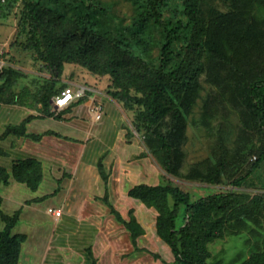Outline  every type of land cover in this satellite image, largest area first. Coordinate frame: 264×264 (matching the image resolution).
<instances>
[{"label": "rangeland", "instance_id": "1", "mask_svg": "<svg viewBox=\"0 0 264 264\" xmlns=\"http://www.w3.org/2000/svg\"><path fill=\"white\" fill-rule=\"evenodd\" d=\"M37 1L0 0V60L6 63L0 73V105L12 95L11 104L44 114L41 101L45 88H53L55 96L70 85L105 94L127 91L117 102L126 116L123 139L131 151L123 153L120 177L114 171H105V179L101 175L104 191L91 195L88 209L94 225L81 226L68 237L51 239L39 234L42 241L31 234L17 236V264L175 263L165 240L168 228L158 222L160 213L130 194L138 184H168L162 176L167 156L162 141L139 119L144 110L139 103L144 87L163 65L167 29L146 15L150 0H42L51 10L52 37H62L88 8L100 6L96 9V38L73 40L57 48L48 60L47 37L43 31H32L29 5ZM166 1L174 11L163 6L164 16L174 15L188 24L175 41L174 53L197 77L191 89L181 91L179 101L153 131L165 134L174 149L171 185L188 195L189 205L232 194L236 203L226 212L212 211L206 223L209 227L224 222L222 237L207 244V264H243L264 252V127L254 117L249 89L251 83L258 85L264 115V0H200L196 17L205 22L208 33L197 40L199 24L187 23L189 0ZM122 37L127 41L120 44ZM81 56H90L92 65L83 63ZM50 111L59 114L52 105ZM142 158L150 160V171L136 177ZM222 159L224 167L213 176ZM244 176L233 191L231 183ZM166 199L171 209L173 198L168 195ZM189 215L183 205L177 232L185 227ZM229 216L238 218L228 221ZM43 222H47L45 227L54 225L49 219ZM89 235L94 243H81Z\"/></svg>", "mask_w": 264, "mask_h": 264}, {"label": "crops", "instance_id": "2", "mask_svg": "<svg viewBox=\"0 0 264 264\" xmlns=\"http://www.w3.org/2000/svg\"><path fill=\"white\" fill-rule=\"evenodd\" d=\"M97 107L102 113L99 121L95 120ZM29 117L32 119L25 125L26 136L9 134L0 138V168L8 174L7 183L0 185V210L8 216L19 213V222L11 232L14 236L31 234L41 241L45 234L51 239L71 236L81 226L96 223L88 209L91 195L104 191L99 165L104 172L114 171L118 177L123 173V153L131 151L123 139L126 116L101 90L88 92L84 98L60 111L58 117L46 116L20 104H2L0 137L7 127L20 126ZM47 132L59 137L45 135ZM31 136L41 138L36 141ZM28 160L38 162L42 171V180L35 190L14 175L15 167ZM150 163L142 158L136 166V177L145 176L150 171ZM48 208L61 211L60 217L48 214ZM45 219L54 225L45 227ZM3 229L0 217V231ZM82 240H85L83 244L94 243L91 235Z\"/></svg>", "mask_w": 264, "mask_h": 264}, {"label": "trees", "instance_id": "3", "mask_svg": "<svg viewBox=\"0 0 264 264\" xmlns=\"http://www.w3.org/2000/svg\"><path fill=\"white\" fill-rule=\"evenodd\" d=\"M200 0H189V5L186 7V14L190 25H194L195 22L199 24L196 34V40L203 38L208 33V28L205 22L197 20V14L199 13L198 5ZM174 11V8L168 7L166 0H150L145 10L146 15L154 19L155 23L164 26L167 29V43L164 45V52L162 57L163 65L155 74H153L151 81L144 87L143 97L139 100V103L143 105L144 110L139 114V119L147 126L149 133L154 134L162 141V149L166 152L167 156L163 161L162 176L167 181L166 186H149L146 184H140L135 186L130 194L132 197L140 199L152 206H154L160 213L158 220L160 226L168 228L165 235V240L172 249L175 256V263L172 264H207V260L210 258V252L207 249V244L215 239H219L223 235L224 222L217 221L211 226L207 227L206 223L211 219V212H226L231 208L232 204H235L232 194H220L202 200L197 204L189 205V197L181 189L173 187L171 163L174 158V149L168 142L165 134L154 133L153 128L157 122L166 116L172 109L174 102L179 101V96L182 90H188L193 87L196 80V74L191 70L190 66L184 61L180 60L178 55L174 53L175 41L183 34L181 30L187 27L182 20H179L176 16L168 18L164 16V7ZM30 13L34 21L32 31L36 34L38 31H43L47 37L45 54L48 60L51 59L53 53L57 48L69 45L73 40L85 39L87 41H93L97 36V8L100 6L94 5V9L88 8L89 11L83 17H79L73 28L68 30L62 37H52L49 33V28L52 24V15H49L51 10L47 9L42 0H38L34 4H30ZM102 10V8H101ZM48 12V13H47ZM118 43L127 41L122 37L118 39ZM79 57V56H77ZM83 63L92 65L90 56H81ZM173 62V65L165 72V68L169 66V63ZM258 85L255 83L250 84V94L253 100L252 107L254 111V117L261 127H264V115L263 104L261 95L258 90ZM121 90V94L127 96L128 92ZM110 99L117 102V99L121 95L120 92L108 91ZM56 91L53 88H45L42 96L43 112L46 116H53L54 113L50 111L52 98L55 96ZM177 96V98H176ZM12 95L7 100L3 101L4 104H11L13 102ZM58 117V114H56ZM32 117H29L20 126H9L5 133L0 137L3 138L9 134L26 136L25 125L31 121ZM173 121H176L173 118ZM45 135L58 134L53 132H47ZM34 140L39 141L41 136H31ZM2 152L0 151V155ZM225 165V160H221L218 164V168L213 172V176L219 174L221 169ZM100 174L105 179V172L102 165H99ZM15 178L21 182H25L28 186L35 190L42 180V171L40 164L34 160H28L18 164L14 169ZM245 179L241 177L231 183V189L233 191L239 188L240 182ZM8 174L2 168H0V185L7 183ZM213 183V178L208 182ZM208 183H202V185H209ZM170 195L173 198V207L170 209L166 204V197ZM1 204V199H0ZM185 205L190 214L187 219V224L179 232L175 230L177 219L181 210V207ZM118 218L126 224L128 228L130 226L120 217ZM0 217L4 222V229L0 231V264H17L20 254V242L19 237L12 235V229L19 222V213L17 212L13 216H8L2 213L0 210ZM238 216H229L228 221L237 219ZM171 264V263H168ZM243 264H264V252L255 254L250 257Z\"/></svg>", "mask_w": 264, "mask_h": 264}, {"label": "built area", "instance_id": "4", "mask_svg": "<svg viewBox=\"0 0 264 264\" xmlns=\"http://www.w3.org/2000/svg\"><path fill=\"white\" fill-rule=\"evenodd\" d=\"M6 63L3 60H0V73L4 68ZM90 92V89L85 86L79 87H66L61 92L53 98L52 109L54 112L59 113L65 108L69 107L76 100H80ZM102 118V113L99 107L95 109V120L99 121ZM50 215L55 217H60L61 211H56L55 209L50 208L48 210Z\"/></svg>", "mask_w": 264, "mask_h": 264}, {"label": "water", "instance_id": "5", "mask_svg": "<svg viewBox=\"0 0 264 264\" xmlns=\"http://www.w3.org/2000/svg\"><path fill=\"white\" fill-rule=\"evenodd\" d=\"M53 103V101H51V104Z\"/></svg>", "mask_w": 264, "mask_h": 264}]
</instances>
